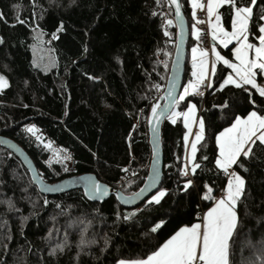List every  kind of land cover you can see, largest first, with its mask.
Masks as SVG:
<instances>
[{
  "label": "trees",
  "instance_id": "16d2710c",
  "mask_svg": "<svg viewBox=\"0 0 264 264\" xmlns=\"http://www.w3.org/2000/svg\"><path fill=\"white\" fill-rule=\"evenodd\" d=\"M163 1L0 0V76L7 80V87L0 91V135L20 145L46 181L91 173L125 195L136 193L144 184L151 160V106L166 85L176 46V29L173 24L166 25ZM180 1L190 30L184 88L191 79L195 39L189 0ZM240 2L249 4L250 0ZM17 5L20 7H14ZM262 10L264 0H257L256 18ZM220 12L229 30L228 6ZM17 16L24 23L17 22ZM61 22L64 29L57 32ZM53 33L58 39H52ZM232 47L216 48L232 60ZM230 72L223 64L217 65L213 77L216 88ZM246 97L247 93L228 86L222 92L208 89L203 97L188 96L178 102L180 112L187 110L188 101L195 103L199 118L205 122V139L197 152L201 168L195 176L180 175L186 156V128L181 117L175 124L165 120L160 189L167 190V195L160 204L148 205L146 201L128 209L115 196L102 203L91 202L82 190L46 197L19 159L0 147V200L11 198L19 209L9 211L0 204V264H117L143 257L180 227L199 222L202 212L212 206V201L201 199L207 191L205 185L217 197L227 184L214 163L215 136L230 125L234 115L251 110ZM225 102L230 107L221 109ZM27 123L42 127L56 145L71 154L75 161L72 173H62L56 167L59 176L53 174L46 166L48 152L23 134ZM254 153L255 158L246 163L249 171L237 170L245 179L246 191L237 207L240 224L230 256L232 264H260L264 259V148L256 147ZM124 168L128 172L122 171ZM185 179L195 181L188 191H183ZM57 203L69 215H58ZM124 215L131 218L124 220ZM22 217L28 219L22 222ZM70 217L84 218L85 238L95 241L82 252L77 245L84 225L67 228ZM161 220L163 226L151 233L154 223ZM53 228L59 233L53 232L52 238L46 239ZM65 229L69 247L49 255L64 238Z\"/></svg>",
  "mask_w": 264,
  "mask_h": 264
},
{
  "label": "snow or ice",
  "instance_id": "6c2138e0",
  "mask_svg": "<svg viewBox=\"0 0 264 264\" xmlns=\"http://www.w3.org/2000/svg\"><path fill=\"white\" fill-rule=\"evenodd\" d=\"M169 2L175 6V18L182 35L184 20L181 15V6L178 0H169ZM190 3L193 19L196 24H208L211 40L214 43H218L226 49L229 48V45H233V42L235 44L230 49L231 61L221 55L215 46L210 50L211 59L209 51L193 47L191 49L192 79L184 86L183 93L179 95L177 100L173 95L172 89L175 87L173 84L168 90L166 97H164L166 100L165 105L161 107L159 103H156L151 106L150 125L153 122L158 124L162 117L175 124L177 118L182 117L184 127L191 132L193 124H198L195 139L189 142V136L187 134L184 136L186 156L184 166L179 169L180 175L182 177L195 176L197 169L201 168V164L197 162V152L198 145L205 139V122L197 117V106L191 101L186 104L187 111H170V108H175L179 101H184L188 96L203 97L208 89L222 92L228 86H232L247 93L246 99L251 106V110L247 111L246 114L234 115L230 125L224 127L215 136L217 152L214 157V163L216 169L226 175L227 184L219 198L212 195L213 189L211 187L205 185L207 191L204 192L201 199L212 201V206L198 217L199 222L192 223L190 226L180 227L162 244L150 250L149 253H145L143 257L127 261L119 260L117 264H232L230 256L240 224L237 207L246 191L245 179L238 174L237 170L249 171L246 163H250L255 158L254 148H264V99L257 100L256 98L257 95L260 98H264V10L256 18L254 6H256L257 0H250L249 4H243L240 0H206V3L203 0H190ZM225 5L228 6L230 11V31L226 30L221 23L222 14L219 9ZM14 7L19 8L20 6ZM197 9L206 10V21L196 18ZM155 14L154 12L153 15ZM0 19H3L2 14H0ZM16 19L17 22L24 23L19 16ZM172 24L173 21L171 19L166 20V25L171 26ZM63 29L64 25L61 22L56 31H63ZM164 34L166 36L169 35L167 31ZM192 35L198 41L201 39L200 30L195 25L192 28ZM250 37L252 38L251 40ZM36 38L39 39V36ZM52 39H58V36L53 33ZM0 43H2V40H0ZM85 51H87L86 48ZM218 64H223L231 72L221 78L222 82L216 88L213 77L216 76ZM89 78L93 79V77ZM5 87H7V80L0 76V90ZM219 107L227 109L230 106L225 102ZM27 131L35 134L34 128H28ZM156 131L157 129L153 126V132L155 133ZM189 144L190 152L188 151ZM45 146L50 147V145ZM64 159L71 160V156L66 155ZM203 159L207 160L208 157L204 156ZM63 170L65 172L70 171L66 165ZM128 170V168L122 169L124 172H128ZM158 175V173H154L150 182H147L145 187L140 188L139 192L134 193L132 197L120 195L118 198L128 204L134 199L142 197L145 192L150 191L157 183ZM82 179L85 184L83 195L87 200L99 201L102 197L108 195V188L105 185L93 180L91 177ZM194 185L195 181L193 179H185L183 191H188ZM39 187L42 193L64 191L59 186H48L42 179L39 180ZM166 195L167 190L157 189L155 194L147 199V204H160ZM43 203L44 206H47L49 202L45 199ZM0 204L6 205L9 211H19L11 198L0 200ZM71 207V205H68V208ZM55 208L60 209L58 215H69L61 204H55ZM99 211V209H95L97 214H99ZM131 215H135V213ZM119 218L120 215H117V219ZM130 218V215L123 216L124 220H129ZM27 219V217H22V222ZM52 219L55 220V217H52ZM90 223L91 221H88V224ZM163 224V220L154 223V226L150 229L151 233H156ZM81 225H84V227L80 230V241L77 247L82 252L89 243H95V241L89 242L85 238L87 231L85 219L80 217L72 219L70 217L67 228H79ZM59 231L58 228L50 229L46 239H51L53 232L59 233ZM7 239L10 240L11 237H7ZM107 243L108 240L105 238L106 246ZM67 247H69L68 231L65 229L64 238L52 248L49 255L55 256L57 252L62 253ZM79 255L80 253L78 252L77 260ZM260 264H264V259L261 260Z\"/></svg>",
  "mask_w": 264,
  "mask_h": 264
},
{
  "label": "water",
  "instance_id": "95a60500",
  "mask_svg": "<svg viewBox=\"0 0 264 264\" xmlns=\"http://www.w3.org/2000/svg\"><path fill=\"white\" fill-rule=\"evenodd\" d=\"M169 2V0H168ZM178 3L181 6V15L184 20V26H183V34L181 35L180 27L177 25L176 18H175V6H170L174 13V24L176 28V46L175 51L173 55V59L171 62L169 75L167 78V82L165 85V89L163 94L160 96L158 101L156 103H159L161 107H163L166 103V100L164 97H166L168 90L171 88V86L174 84L175 87L172 89L174 97L178 100L179 95L182 92L183 84H184V76H185V70H186V63H187V56H188V50H187V44L190 40V30L189 25L187 22V19L184 15L181 1L178 0ZM1 40V39H0ZM179 46V47H177ZM1 91V90H0ZM176 107V106H175ZM175 108H170V111H173ZM151 117V114H150ZM149 117V119H150ZM167 120L166 118H161L159 123L156 124L153 122V124H149L148 121V136H149V146L151 148V160H150V166L149 170L146 176V179L144 181V184L141 188L145 187L147 182H150L152 176L154 173H158V179L157 183L152 187V189L148 192H145L144 195L140 198L134 199L131 203L125 204L123 200L119 199L118 197L120 195H123L125 197H132V195H125L121 190L115 189L108 184L100 181L95 174L87 173L82 175H73L68 176L62 180L56 181V182H48L46 181L43 176L41 175L40 171L37 169L36 165L34 164L33 160L30 158V156L27 154V152L18 145L15 141H13L10 138L4 137L0 135V147L9 150L12 154H14L19 161L22 163V165L26 168L28 171L31 180L33 184L38 188L39 192L46 196H57L61 195L70 191L74 190H82L85 191V184L82 178L91 177L93 180L105 185L108 188V195L105 197H102L99 201H91L96 203H102L109 199L111 196H115L117 201L122 205L124 208H135L143 204L151 197V195L155 194L157 189H160L162 181H163V175H164V153H163V147H162V126ZM153 126L157 129V131L153 132ZM42 179L45 184L48 186H59L64 189L63 192L57 191V192H47L42 193L40 191L39 187V180ZM140 190V189H139ZM139 190L137 192H139Z\"/></svg>",
  "mask_w": 264,
  "mask_h": 264
},
{
  "label": "built area",
  "instance_id": "2783aa9c",
  "mask_svg": "<svg viewBox=\"0 0 264 264\" xmlns=\"http://www.w3.org/2000/svg\"><path fill=\"white\" fill-rule=\"evenodd\" d=\"M203 2L206 3V0H203ZM162 5H163L164 11H165L164 13H165V15L167 17L166 20L171 19L173 21V25L175 26V24H174V15L172 16L170 14V12H169L170 9H171V6H170L168 0H164V2L162 3ZM196 18L206 21L207 20L206 10L205 11H201V10L196 11ZM166 20H165V22H166ZM193 22H194L195 27L198 28L200 30V33H201V39L198 41V45L201 48H203V49H205V50H207V51L210 52V50H211V48L213 46V41L211 40V35H210V30H209L208 24L207 23H204V24H196V21L194 19H193ZM164 89H165V87H164ZM164 89H162L161 95L163 94ZM201 90H203V89H201ZM207 91L208 90L205 91V94L207 93ZM28 128H34L35 129V134L28 132L27 131ZM22 132L25 135V137H27V139L33 145H35L37 147H41V148H43L45 150L47 148H53V149H57V150L58 149H60V150L62 149L61 147H59L58 145H56L47 136L46 131L42 127H39L38 125H36L34 123H27V124H25L22 127ZM38 137H39V139H38ZM45 145H50V147H46ZM69 169H70L71 173L75 170V161L74 160L72 161V165H71V167ZM222 176L223 177H226V175L224 173L222 174ZM189 177H191V175H189ZM222 193H223V191L218 194L217 198H219L222 195ZM204 212L205 211H203L202 214Z\"/></svg>",
  "mask_w": 264,
  "mask_h": 264
},
{
  "label": "rangeland",
  "instance_id": "374dc122",
  "mask_svg": "<svg viewBox=\"0 0 264 264\" xmlns=\"http://www.w3.org/2000/svg\"><path fill=\"white\" fill-rule=\"evenodd\" d=\"M164 2V1H163ZM223 7H221L220 9H219V12H220V10L222 9ZM164 9V8H163ZM165 12V11H164ZM221 13V12H220ZM222 14V13H221ZM221 23H222V25L224 26V15L222 14V19H221ZM192 28H193V26L191 27V30H192ZM176 32V31H175ZM192 34V33H191ZM192 37H193V39H195V37L192 35ZM42 45H43V43H41ZM217 51H218V49H217ZM219 52V51H218ZM209 54H210V52H209ZM46 55H47V52H46ZM210 57H211V54H210ZM48 60H49V57H48ZM49 66L51 67V63H49ZM182 93H183V90H182ZM181 93V94H182ZM160 96H161V93H160ZM186 99V98H185ZM179 102H183V101H179ZM174 111H178V112H180L179 111V109L176 107L175 109H174ZM198 111V110H197ZM197 117H198V112H197ZM180 118V117H179ZM179 118H177V120H176V122L178 121V119ZM170 121V120H169ZM171 122V121H170ZM198 131V124H193V126H192V129H191V132H189V130H188V136H189V142H191L193 139H195V133ZM44 151H46V152H48V159H47V161H46V166L50 169V170H52V172H53V174L54 175H57V176H59V174L56 172V167H59L61 170H62V173H67V174H69V173H71V171H68V172H65L64 170H63V167L66 165L68 168H70L71 167V165H72V161H73V158H72V156H71V154L68 152V151H66V150H60V149H53V148H47L46 150L44 149ZM188 151L190 152V144H189V147H188ZM66 155H70L71 156V160H66V159H64V157L66 156ZM41 173V175L43 176V178H44V173L43 172H40Z\"/></svg>",
  "mask_w": 264,
  "mask_h": 264
},
{
  "label": "crops",
  "instance_id": "0c3cea01",
  "mask_svg": "<svg viewBox=\"0 0 264 264\" xmlns=\"http://www.w3.org/2000/svg\"><path fill=\"white\" fill-rule=\"evenodd\" d=\"M189 4H190V8H191V3H190V0H189ZM191 10H192V8H191ZM199 9H197L196 11H198ZM226 30H228V29H226ZM231 30V27H230V29L228 30V31H230ZM235 44V42H233V45ZM213 46H215V47H222V48H224L223 46H221V45H219L218 43H214L213 42ZM230 46V45H229ZM193 47H198V48H201L199 45H198V40L195 38V45L193 46ZM192 47V48H193ZM221 54V53H220ZM222 55V54H221ZM210 59H211V57H210ZM231 61V60H230ZM190 64H191V74H192V53H191V55H190ZM231 71V70H230ZM191 79H192V75H191ZM189 82V81H188ZM188 82H187V84H188ZM186 84V85H187ZM197 110H198V108H197ZM187 111V110H186ZM198 112V117L200 116V111L198 110L197 111ZM182 118V117H181ZM183 119V118H182ZM186 134H188V129H186ZM207 211V210H206ZM205 211V212H206ZM127 261V260H126Z\"/></svg>",
  "mask_w": 264,
  "mask_h": 264
},
{
  "label": "bare ground",
  "instance_id": "6f19581e",
  "mask_svg": "<svg viewBox=\"0 0 264 264\" xmlns=\"http://www.w3.org/2000/svg\"><path fill=\"white\" fill-rule=\"evenodd\" d=\"M171 9H172V8H171ZM171 9H170V11H169V12H170V14L173 16V15H174V13H173V10H171Z\"/></svg>",
  "mask_w": 264,
  "mask_h": 264
}]
</instances>
